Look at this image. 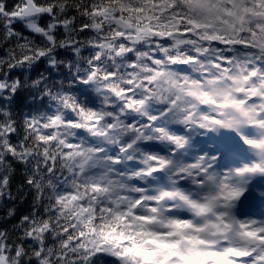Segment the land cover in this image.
I'll list each match as a JSON object with an SVG mask.
<instances>
[{
  "label": "snow or ice",
  "instance_id": "snow-or-ice-1",
  "mask_svg": "<svg viewBox=\"0 0 264 264\" xmlns=\"http://www.w3.org/2000/svg\"><path fill=\"white\" fill-rule=\"evenodd\" d=\"M0 264H264V0H0Z\"/></svg>",
  "mask_w": 264,
  "mask_h": 264
}]
</instances>
